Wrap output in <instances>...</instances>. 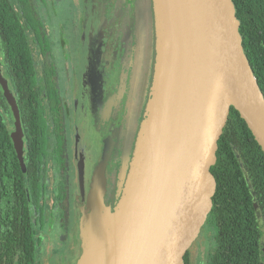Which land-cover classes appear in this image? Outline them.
Instances as JSON below:
<instances>
[{
  "label": "water",
  "instance_id": "water-1",
  "mask_svg": "<svg viewBox=\"0 0 264 264\" xmlns=\"http://www.w3.org/2000/svg\"><path fill=\"white\" fill-rule=\"evenodd\" d=\"M150 5V39L143 37L144 49L152 48L150 74L135 146L121 158L116 202L117 184L108 189L103 183L105 147L88 172L87 191L80 174L84 164H77L81 241L78 248L73 241L68 259L76 257L67 264H183L212 208L216 181L210 169L231 107L264 153V95L244 52L233 1L150 0ZM0 84L17 116L1 75ZM243 175L259 217L245 170Z\"/></svg>",
  "mask_w": 264,
  "mask_h": 264
},
{
  "label": "flooded vegetation",
  "instance_id": "flooded-vegetation-1",
  "mask_svg": "<svg viewBox=\"0 0 264 264\" xmlns=\"http://www.w3.org/2000/svg\"><path fill=\"white\" fill-rule=\"evenodd\" d=\"M20 1L30 19L39 21L38 34L31 31L27 37L35 59L29 89L34 90L36 101L32 94L21 96L35 112L20 105L1 53L0 75L18 111L16 116L0 84V228L8 229L3 245L15 247L20 233L31 247L32 264H67L77 227L75 147L77 143L81 151L82 145L85 147L82 160L83 155L93 162L99 159L102 148L92 108L100 106L101 97L107 96L104 103L109 109L114 103L111 112L106 109L112 116L108 127L119 128L121 123L123 129L127 127L135 101L134 85L139 87L144 81L141 76L152 55V48L143 47L150 27L144 14L146 0H81L75 8L70 1L68 31V19L62 13L57 23L49 18L56 12L55 0H49V14L47 0ZM132 54L135 58L131 60ZM43 57L47 65H42ZM63 61L64 80L59 67ZM44 73L50 90L42 81ZM123 79L127 90L120 88ZM116 134L121 140L123 133L120 136L118 130ZM117 160L121 162V158ZM208 224L206 219L204 225ZM215 234L216 228L213 235L206 229L204 237L200 235L201 245L188 248L184 254L183 264H207L209 253L216 248ZM261 243L264 255L262 238ZM0 264L9 263L2 258Z\"/></svg>",
  "mask_w": 264,
  "mask_h": 264
},
{
  "label": "trees",
  "instance_id": "trees-1",
  "mask_svg": "<svg viewBox=\"0 0 264 264\" xmlns=\"http://www.w3.org/2000/svg\"><path fill=\"white\" fill-rule=\"evenodd\" d=\"M17 1L0 0V55L2 53L5 71L14 83L20 105L35 112V108L21 96L32 94L36 101L34 90L30 92L29 89L34 81L35 59L27 37L31 31L38 34L39 21L33 22L29 11ZM232 1L240 22L244 52L264 95V0ZM43 59L42 65H47L46 58ZM43 77L42 81L47 82V73ZM244 170L255 193L259 217L254 211ZM210 171L216 189L207 220L216 228V248L209 253L207 264H264L261 243V238L264 241V153L233 107L217 142L216 163ZM2 227L0 260L4 258L9 264H32L31 247L20 233L15 247H4L8 229L4 226L2 235Z\"/></svg>",
  "mask_w": 264,
  "mask_h": 264
},
{
  "label": "rangeland",
  "instance_id": "rangeland-1",
  "mask_svg": "<svg viewBox=\"0 0 264 264\" xmlns=\"http://www.w3.org/2000/svg\"><path fill=\"white\" fill-rule=\"evenodd\" d=\"M55 1L57 2V5L55 6L56 12H52L50 14L49 18H51L53 22L57 23L58 21H60V18H61L60 13H62L64 15V19H68L67 23H68L69 27L68 28L66 27V30H65V31H68L70 28V24H71V20H70L71 4H70V1H72L73 8H75L77 6H80L81 0H77V1H74V0H55ZM98 1H101V0H98ZM104 1H106V0H104ZM48 3H49V0H47V5H48L47 14H49V11L51 9V5H49ZM141 9H143V8L141 7ZM144 14L146 15L148 25L151 26L152 25V12H151L150 0H147L146 12H144ZM141 15H142V13H141ZM141 18H142V16H141ZM48 24L51 25V23H49V21H48ZM147 36H148V40H149L150 39V27L147 30ZM130 48L131 47H129L127 49L128 53L130 51ZM147 48L151 49V46L149 47V45H147ZM59 53H60L59 51H56V54H59ZM131 56H132L131 60H132V58H135L134 54H132ZM147 64L149 65L148 62L146 63V65ZM128 66L129 67L131 66V62ZM59 67H60V75L62 77V80H64L66 78V75H65L66 74V69H65L66 61H63ZM147 67L145 66V68H144V75H145ZM92 71H95V70H92ZM113 77L114 78L117 77V71H115ZM124 79L126 80L125 77H124ZM125 80L122 81V83H120L121 84L120 88L125 87L127 90L128 86H127V82H125ZM134 91H135L136 95H135V101H134V105H133L134 109L132 111V115L134 114L137 116L139 111L142 109L141 103H143V101H144V95H143V92L141 93L142 88L140 89L138 87L137 83L134 85ZM106 98H107V96L101 97L100 106L99 107L95 106V108L93 107L92 109L94 112V117L96 118V120H98L97 130L99 132L97 134H98L99 145L101 146V148L105 147L104 151H105V159L107 162L106 163L107 166H105L103 168V170H105L104 174H103V179H104L103 183L105 185L107 184L108 189L109 188L112 189L111 185L114 184V186H115L117 184L116 197L113 200V202H116L117 201V194L120 190V182H121V177H119L117 179V170H118L119 166L122 165L121 162H118L117 159H120L123 156H128V154L131 155L133 148L131 147L130 136H129V132H128L129 131V128H128L129 125L128 124H126L127 127L124 129H123V127H125V125L122 123H121L119 128L117 125H115V126L112 125L111 129H110V127H108L110 124V121L112 122V116H111V113L107 112V110H110V112H111L112 106L114 105V103H112V105L110 106L111 108L109 109L108 104L107 103L105 104L103 102V101H105ZM91 102H92V100H91ZM135 109L137 110L136 114H135ZM75 117H76V115L74 114L73 120ZM134 124H135V120H133V122H132V126L130 127L131 129H133ZM107 127H108V129H107ZM109 130H110V132H108ZM114 130H117V131L115 132ZM118 130H120V136H121V133H123L121 140H120L119 136H117V134H116L118 132ZM102 138L105 140L104 142H103ZM82 151L85 152V154H86V149L83 145H82ZM82 151H81L79 144L77 143V145L75 147V154H74V156H75L74 157V164H75L74 166H76L75 167L76 171L74 173V175H75V179H74L75 180V193L77 190V176L76 175L78 174V167H79V165H77V164H79L81 162H82V164H84V165H82L80 174L82 175V178H83L82 179L83 191H87L88 184H90V176H91V175H89L88 172H89V170L90 171L92 170V167L94 165L98 164V162L101 159L103 150H101L100 157L95 162L87 159V157L85 155H83V160H82L80 158V154ZM76 158L78 159V162L76 161ZM114 193L115 192H113V191L110 192V194L112 196ZM74 209H76V215H77V227L75 226L74 243H75L76 248H78L80 246V241H81L80 229L78 228L79 227V221H80V210H79V208L78 209L75 208V206H74ZM204 224H205V222L202 225L203 229H202V227L200 228L198 236L196 237V239L192 242L191 246L189 247L190 249L194 248L196 245H201V243L199 242L200 241V235L203 238L206 229H207V232L210 233V235H213V233L215 232L214 226H212L211 224H208V225H204ZM206 248H208V247H206ZM73 250L74 249L72 248L69 252L72 253ZM75 257H76V253H74L72 255V257L68 259V261L73 262L75 260Z\"/></svg>",
  "mask_w": 264,
  "mask_h": 264
},
{
  "label": "bare ground",
  "instance_id": "bare-ground-1",
  "mask_svg": "<svg viewBox=\"0 0 264 264\" xmlns=\"http://www.w3.org/2000/svg\"><path fill=\"white\" fill-rule=\"evenodd\" d=\"M148 66V67H147ZM147 69H146V72H145V76H144V82L141 86L142 88V92L143 94L145 95L146 92H147V87H148V79H149V74H150V64L146 65ZM104 102V101H103ZM143 113V109H141L137 115V118L135 120V124H134V128L133 130L131 131V137H130V142H131V147L133 148L135 146V142H136V139H137V134H138V129H139V121H140V118H141V115ZM89 120V119H88ZM92 120V118H91ZM90 122V121H89ZM91 123V122H90ZM101 128V127H100ZM94 135V134H93Z\"/></svg>",
  "mask_w": 264,
  "mask_h": 264
}]
</instances>
